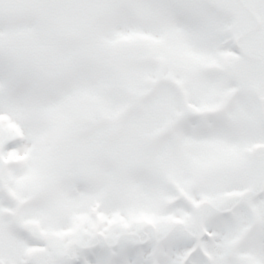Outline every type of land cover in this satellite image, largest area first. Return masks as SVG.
<instances>
[{
  "label": "snow or ice",
  "instance_id": "obj_1",
  "mask_svg": "<svg viewBox=\"0 0 264 264\" xmlns=\"http://www.w3.org/2000/svg\"><path fill=\"white\" fill-rule=\"evenodd\" d=\"M0 264H264V0H0Z\"/></svg>",
  "mask_w": 264,
  "mask_h": 264
}]
</instances>
